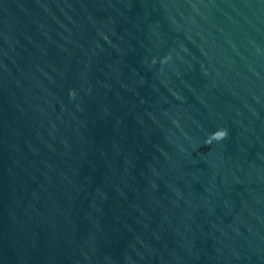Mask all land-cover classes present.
<instances>
[{
	"label": "water",
	"instance_id": "obj_1",
	"mask_svg": "<svg viewBox=\"0 0 264 264\" xmlns=\"http://www.w3.org/2000/svg\"><path fill=\"white\" fill-rule=\"evenodd\" d=\"M0 264H264V0H0Z\"/></svg>",
	"mask_w": 264,
	"mask_h": 264
}]
</instances>
